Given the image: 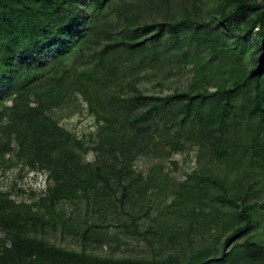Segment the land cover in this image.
Wrapping results in <instances>:
<instances>
[{
	"label": "trees",
	"instance_id": "trees-1",
	"mask_svg": "<svg viewBox=\"0 0 264 264\" xmlns=\"http://www.w3.org/2000/svg\"><path fill=\"white\" fill-rule=\"evenodd\" d=\"M116 1L0 0V91L10 87L15 95L13 104L9 107L12 110L10 119L8 122L1 119L0 126L5 137L0 141V150L2 153L8 151L14 136L19 152L48 170L52 183L42 200H49L54 207L61 199L77 197L78 191L85 198H89L92 190L97 194L100 181L110 189H113V182L117 181L122 187L119 200L123 201L132 190L130 179L125 182L131 161L129 154L137 156L147 147L138 144L136 138L140 137L146 124L154 121L153 125L159 126L158 121L152 119L154 116L161 113L167 116L176 106L180 110L173 116L172 125L179 126L180 129L186 128L189 135L192 128L197 126L201 142L212 144L213 153L217 156L229 157L238 146L234 138L239 130L240 113L235 98L244 90L247 116H258L256 126L261 128L254 140L260 139L261 144L264 141V97L261 91L264 77V1L222 0L217 22L226 26L231 33L245 38H249L251 32L256 30L259 33L256 51L252 56L253 66L232 86L195 92L177 90L165 95H155L141 91L126 72H119L118 68L105 64L106 51L108 53L111 46L114 50L135 47L143 50L149 42L158 43L166 34L174 35L179 29L190 25L194 11L188 7V2H183L182 15L176 19L145 21L138 25V28L144 29L145 37L142 39L114 35L112 40L93 51L94 60L91 64L73 66L59 75L46 77L47 71H50L46 67L69 53L73 47L82 51L84 42L87 44L86 38L100 35L99 31L109 32L110 28L105 25L103 30L98 26L99 16L107 7L112 8ZM80 8H85L86 11ZM82 12H88V16L84 18ZM251 13L254 16H250ZM74 26L77 28H73ZM193 34L197 36L194 39L201 37L197 33ZM202 38L208 47H212V41H218L214 37ZM180 42L181 39L176 40L177 45ZM251 82L253 86L250 92L253 93L247 95L244 88ZM125 84L133 85L132 90L124 92L119 89ZM75 92L80 93L95 108L99 123L96 156L98 165L94 169L82 163L81 153L85 150V145L46 113ZM32 95L40 100L39 103H29ZM117 163L119 165L115 168ZM111 167L114 176L110 175ZM236 180L230 181L228 175L220 177L216 173L208 174L193 184L186 181L178 196L179 200L195 199L196 205L207 202L238 210L234 223H229L216 206L211 208V213L204 214L210 219L209 222L216 225V229L224 223L221 225V237L224 236L222 242L203 247L202 252L197 255L196 249L192 248L188 256L176 252L162 258L124 257L119 261L114 260V263L264 264V242L256 240L250 234L255 221L256 203L246 201L249 188L243 196L234 194ZM209 189L214 190L213 194L208 193ZM4 198L3 194L0 195V214L6 215L0 221V228L9 243L0 247V264H108L112 261L111 255L87 253L84 245L78 251L49 242L43 233L40 235L37 232L38 227L41 232L45 231L43 223L38 224L35 217L23 213L12 217L13 202ZM260 204L264 205V200ZM218 216L222 218L217 219ZM94 226L101 227L100 224L90 223L82 230L84 242ZM190 226L193 227L192 221ZM176 238L180 237L173 238V242ZM232 242L230 250H227ZM188 243L191 244V241ZM54 254L56 259L48 260ZM59 257L63 260L58 259Z\"/></svg>",
	"mask_w": 264,
	"mask_h": 264
},
{
	"label": "rangeland",
	"instance_id": "rangeland-1",
	"mask_svg": "<svg viewBox=\"0 0 264 264\" xmlns=\"http://www.w3.org/2000/svg\"><path fill=\"white\" fill-rule=\"evenodd\" d=\"M183 2H188V7L194 11L190 25L179 29L174 35L166 34L158 43L149 42L143 50L137 47L114 50L111 46L108 53L106 51L105 64L118 68L119 72H126L141 91L155 95L177 90L195 92L232 86L253 66L252 56L256 51L259 33L256 30L251 32L249 38H245L231 33L226 26L217 22L222 0H117L112 8L107 7L108 10L106 8L99 16L98 26L103 30L105 25L110 28L109 32L99 31L100 35L86 38L87 44L84 42L82 51L73 47L69 53L46 67L50 69L46 77L59 75L73 66L91 64L93 53L106 41L112 40L114 35L142 39L145 37L144 29L138 28V25L145 21L180 17ZM80 9L86 11L85 8ZM82 13L84 18L88 16V12ZM193 33L201 37L194 39L196 35ZM206 36L217 38L218 41H212V47H208L202 38ZM177 39H181L178 45ZM49 55L53 59L52 54ZM252 86L251 82L244 88L247 95L253 93L250 92ZM132 88L131 84L119 87L124 92ZM261 91L264 97V77ZM12 92L10 87L0 91L4 97H0V125L1 119L8 122L12 115L9 108L15 97ZM245 95L243 90L235 98L240 113L239 130L234 138L238 146L229 157L217 156L213 153L212 144L201 142L197 126L192 128L189 135L186 128L172 125V118L179 112V106L171 109L167 116L163 113L154 116L152 119H156L159 126L153 125L154 121L146 124L140 137L136 138L138 144L147 146L146 150L134 157L132 153L129 154L131 161L125 182L130 179L132 190L123 201L119 200L122 187L117 181L113 182V189L100 181L97 194L92 190L89 198L78 191L77 197L61 199L55 207L49 200L43 201L52 183L49 172L19 152L14 136L10 149L4 153L0 150V195L13 202L12 217L23 213L35 217L38 224L43 223L45 231L41 232L40 227L35 231L40 235L43 233L49 242L78 251L84 245L87 253L111 255L113 258L108 264H115L114 260L119 261L124 257L162 258L176 252L188 256L192 248L196 249L197 255L203 247L222 242L224 236L221 237V225L224 223L216 229V225L209 222L210 219L204 214L211 213V208L216 206L229 223H234L238 210L207 202L196 205L195 199L179 200L178 196L188 180L193 184L208 174L216 173L220 177L228 175L230 181L237 179L234 183V194L237 196L245 195L250 189L246 201L256 203L255 221L250 234L264 242V205L260 204L264 200V141L261 144L260 139L254 140L261 128L256 126L258 116H247V106L243 100ZM28 101L37 104L40 100L32 95ZM46 113L85 145L81 153L82 163L94 169L98 165L99 126L95 108L80 93L75 92ZM3 137L0 126V141L4 140ZM118 165H114L115 168ZM110 169V175L114 176L113 167ZM213 191L209 189L208 193L213 194ZM3 216L6 217L4 213L0 214L1 222ZM220 218L218 216L217 219ZM191 221L193 227L190 226ZM90 223L100 224L101 227H92L84 242L81 233ZM175 237L180 238L173 242ZM233 242L227 246V250H230ZM6 243L9 242L0 228V247ZM52 259H56L55 254L48 258ZM58 259L63 260L62 257Z\"/></svg>",
	"mask_w": 264,
	"mask_h": 264
}]
</instances>
